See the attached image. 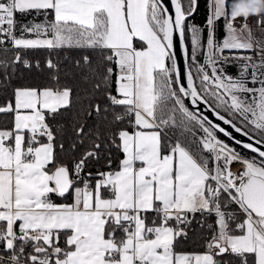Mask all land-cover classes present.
<instances>
[{
	"label": "snow or ice",
	"instance_id": "snow-or-ice-1",
	"mask_svg": "<svg viewBox=\"0 0 264 264\" xmlns=\"http://www.w3.org/2000/svg\"><path fill=\"white\" fill-rule=\"evenodd\" d=\"M233 2L202 43L198 0H0V264H264V39ZM39 49L47 79L13 83Z\"/></svg>",
	"mask_w": 264,
	"mask_h": 264
},
{
	"label": "trees",
	"instance_id": "trees-1",
	"mask_svg": "<svg viewBox=\"0 0 264 264\" xmlns=\"http://www.w3.org/2000/svg\"><path fill=\"white\" fill-rule=\"evenodd\" d=\"M207 15H208L207 0H198L197 10H196L194 16L191 19H189L188 21H186V24L192 23L195 26L203 29V31L201 33L202 43H205V38H206V34H207V30H206ZM222 23H223V21L218 22V26H217V33L216 34L219 38H222L224 35ZM185 41H186V44L188 45L189 53H190L191 52L190 34L187 32V30H186V35H185ZM82 54H83L82 50H65V51H62L60 53V56H59L60 66L62 69L71 68L75 78L70 79L68 81L69 83L75 84L77 89H79V90H83V89L91 90V82L85 83L81 80V77L87 74L86 70L77 69L74 66L75 60L79 59L82 56ZM88 54L91 56L93 64H95L97 61V57L92 55L90 52ZM26 55H27V58L32 63H35V61H39L40 69L37 70L34 67L30 68V69H26L23 67L22 64L19 65L18 70H17V78L13 81V83L23 85L25 83H36L38 81L46 80L47 76H48V70L45 67V62H46V58H48L50 56V53L48 52V50H45V49L29 50ZM65 55H67L69 57L68 60L64 59ZM51 58H53L55 60L56 56L52 55ZM81 63H82V61H81ZM226 71L229 74H232L234 76L237 74V68L234 65L233 66H227ZM63 78L64 77L62 76V79ZM88 123H89V126H91L92 120L90 119ZM221 138L225 139L223 137H221ZM227 142H229L231 144L230 141H227ZM112 154H113V157H115L118 153L113 149ZM244 154L251 155L250 153H247L246 151L244 152ZM120 155H122V154H120ZM100 166L103 167L102 161L100 163ZM95 170L96 169L94 167H90L89 169H86V171H93V172H95ZM53 199L57 203L62 202L59 198H57L55 196H53ZM149 215H151V214H149ZM199 219H200V214L197 213L196 218H195V220H193V224L189 230V235L193 239H195V237L198 235L199 231H202L199 229V225L196 223V221ZM212 220H213L212 217L208 218V222H210ZM198 243H199V241H196L195 243H193V240L186 241L182 247L177 248V251H183V252H200V251H203V248L196 246ZM225 258H227V257H225Z\"/></svg>",
	"mask_w": 264,
	"mask_h": 264
},
{
	"label": "clouds",
	"instance_id": "clouds-1",
	"mask_svg": "<svg viewBox=\"0 0 264 264\" xmlns=\"http://www.w3.org/2000/svg\"><path fill=\"white\" fill-rule=\"evenodd\" d=\"M264 14V0H234L230 5L229 22H235L242 18L247 22L251 16H261Z\"/></svg>",
	"mask_w": 264,
	"mask_h": 264
},
{
	"label": "water",
	"instance_id": "water-1",
	"mask_svg": "<svg viewBox=\"0 0 264 264\" xmlns=\"http://www.w3.org/2000/svg\"><path fill=\"white\" fill-rule=\"evenodd\" d=\"M165 3H166L167 6H169V10H170V12H171L170 0H165ZM194 14H195V12L192 14V16L189 17V19H191V18L194 16ZM189 19H188V20H189ZM175 43H176V49H175V50H176V53H177V56H178V67L183 68V57H182V54L180 53V50H179L178 39L176 40ZM209 118H211V119L214 120V117H211L210 114H209ZM214 122L220 123V122L215 121V120H214ZM221 126L227 128V126H224V125H221ZM229 130H230V129H229ZM233 135H234V136H237V138H239V139H241V140H244L245 142H248V141L245 140V138H243V137H239L238 134L233 133ZM223 138H224V137H223ZM225 139H227V138H225ZM230 142H231V141H230ZM231 143H232V142H231ZM237 147H238V146H237Z\"/></svg>",
	"mask_w": 264,
	"mask_h": 264
},
{
	"label": "built area",
	"instance_id": "built-area-1",
	"mask_svg": "<svg viewBox=\"0 0 264 264\" xmlns=\"http://www.w3.org/2000/svg\"><path fill=\"white\" fill-rule=\"evenodd\" d=\"M261 16H264V14H261ZM261 16H259V17H261ZM259 17H257V16H251V17H249V19L247 20V23L251 26V28L253 29V30H258V31H260L261 32V35H262V37H261V39H264V31H262L261 30V26H259L257 23H256V20L259 18ZM237 23H240V21H237ZM36 68V66H35V63H32V66H31V68ZM27 69V68H26ZM37 69V68H36ZM40 69V68H39ZM39 69H37V70H39ZM210 222H212V221H210Z\"/></svg>",
	"mask_w": 264,
	"mask_h": 264
},
{
	"label": "rangeland",
	"instance_id": "rangeland-1",
	"mask_svg": "<svg viewBox=\"0 0 264 264\" xmlns=\"http://www.w3.org/2000/svg\"><path fill=\"white\" fill-rule=\"evenodd\" d=\"M251 30H252V32H253V34H254L255 37H257V38H261V37H262L260 31H258V30H253L252 28H251ZM206 36H207V34H206ZM205 43H206V38H205ZM234 66H235V65H234ZM235 167H236V166H235Z\"/></svg>",
	"mask_w": 264,
	"mask_h": 264
},
{
	"label": "bare ground",
	"instance_id": "bare-ground-1",
	"mask_svg": "<svg viewBox=\"0 0 264 264\" xmlns=\"http://www.w3.org/2000/svg\"><path fill=\"white\" fill-rule=\"evenodd\" d=\"M235 167V166H234ZM236 167H239L238 165Z\"/></svg>",
	"mask_w": 264,
	"mask_h": 264
}]
</instances>
